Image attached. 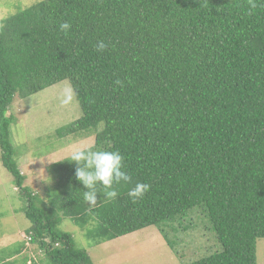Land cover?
<instances>
[{
    "label": "trees",
    "instance_id": "1",
    "mask_svg": "<svg viewBox=\"0 0 264 264\" xmlns=\"http://www.w3.org/2000/svg\"><path fill=\"white\" fill-rule=\"evenodd\" d=\"M62 22L72 25L68 35ZM101 40L102 53L94 47ZM65 81L82 116L58 136H95L89 149L119 151L132 177L115 186L114 201L98 193L93 208L71 157L53 166L48 202L25 186L15 159V98ZM0 149L30 222L26 233L48 264H94L60 229L67 220L97 245L156 227L173 252L177 234L205 222L214 252L193 264H258L264 0H47L18 13L0 26ZM137 182L151 187L133 203L128 191ZM25 249L1 248L0 264H18ZM22 264L40 263L26 256Z\"/></svg>",
    "mask_w": 264,
    "mask_h": 264
},
{
    "label": "rangeland",
    "instance_id": "2",
    "mask_svg": "<svg viewBox=\"0 0 264 264\" xmlns=\"http://www.w3.org/2000/svg\"><path fill=\"white\" fill-rule=\"evenodd\" d=\"M44 1L47 0H0V26L18 13ZM69 89L74 93L71 84L65 81L25 100L16 97L8 113L12 123L11 140L16 152L15 159L26 177L25 186L39 192L45 200L47 196L54 195L56 178L53 166L70 158L74 151L95 145L96 137L91 134L78 138H61L57 134V130L82 116L75 95L69 104L61 102ZM19 196L13 176L2 165L0 149V250L24 245L26 249L17 259L18 264H22L26 256L40 264H48V259L37 245L31 243L26 233L30 222L21 214L24 205ZM46 201H49L48 198ZM192 212H189L187 221H190ZM192 221L199 222L196 215ZM206 225L203 222L186 234H177V254L156 227L102 245L89 241L85 231L70 220L64 221L60 229L73 235L77 247L87 250L94 264H193L200 257L214 252L208 250L214 244L204 228ZM257 260L258 264H264V239L258 240Z\"/></svg>",
    "mask_w": 264,
    "mask_h": 264
},
{
    "label": "clouds",
    "instance_id": "3",
    "mask_svg": "<svg viewBox=\"0 0 264 264\" xmlns=\"http://www.w3.org/2000/svg\"><path fill=\"white\" fill-rule=\"evenodd\" d=\"M71 23L62 22L59 29L65 35L71 30ZM97 52H104L108 44L103 40L94 45ZM117 83H121L119 80ZM74 93L71 89L67 90L66 98L62 104H69L74 99ZM124 156L119 151L109 150H76L71 155V161L77 164L75 177L87 189L84 191L83 198L90 208L98 205L97 194L103 193L108 201L117 199L119 193L115 186L123 183H130L132 177L126 171ZM100 186L104 191L98 190ZM150 185L143 182H137L134 187L128 191V196L133 203L142 200L145 194L150 191ZM104 200V201H105Z\"/></svg>",
    "mask_w": 264,
    "mask_h": 264
}]
</instances>
